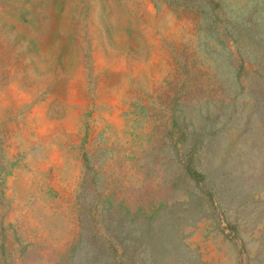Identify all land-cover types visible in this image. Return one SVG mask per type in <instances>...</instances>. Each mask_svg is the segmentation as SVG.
Listing matches in <instances>:
<instances>
[{"label": "rangeland", "instance_id": "rangeland-1", "mask_svg": "<svg viewBox=\"0 0 264 264\" xmlns=\"http://www.w3.org/2000/svg\"><path fill=\"white\" fill-rule=\"evenodd\" d=\"M0 264H264V0H0Z\"/></svg>", "mask_w": 264, "mask_h": 264}]
</instances>
